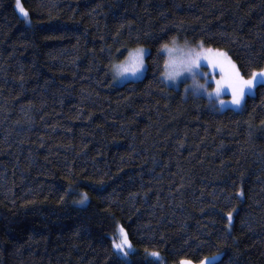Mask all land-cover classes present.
Wrapping results in <instances>:
<instances>
[{
  "label": "trees",
  "instance_id": "16d2710c",
  "mask_svg": "<svg viewBox=\"0 0 264 264\" xmlns=\"http://www.w3.org/2000/svg\"><path fill=\"white\" fill-rule=\"evenodd\" d=\"M14 1L0 0V264H264V86L216 110L166 83L162 50L224 51L249 78L264 0H21L28 20ZM137 46L145 73L115 84Z\"/></svg>",
  "mask_w": 264,
  "mask_h": 264
},
{
  "label": "snow or ice",
  "instance_id": "6c2138e0",
  "mask_svg": "<svg viewBox=\"0 0 264 264\" xmlns=\"http://www.w3.org/2000/svg\"><path fill=\"white\" fill-rule=\"evenodd\" d=\"M16 8L18 9L19 13L27 20L28 19V12L23 8L21 4V0H16ZM199 51L194 48H189L186 52L183 49L177 48H169L168 45H164L163 48L167 51L170 56L172 57L170 60L165 61V76L169 80L175 81L178 77H180L183 73L188 72L193 75H196V70H198L201 66V60H206L210 67L216 68L217 66L220 67L221 72L225 71V65H227L229 71L222 76L221 80L215 81L216 88L215 93L219 96L220 92L227 87L231 90L232 101L233 105L239 106L243 101L246 93L251 92L254 90L258 85L264 86V69H261L259 72L253 71L251 73L250 78L245 79L241 74L240 71L236 68V65L233 64L228 58L227 54L224 52H213L211 49H204L202 44L197 46ZM177 51L181 52L182 55L177 58L173 54ZM143 57H144V50L143 49H136L134 52L129 53V61L126 65L118 67L117 75L125 76V75H132L136 76L140 73L143 68ZM195 90H199L204 88L202 84H195ZM187 90V89H186ZM211 96V93H209ZM224 102L221 101V104ZM87 200V195L84 194L80 203L83 204ZM227 219L229 224L232 221V213L229 212L227 214ZM120 233L122 239L120 243L114 242V248L118 250V252H123L124 255H127V252L124 251L125 247H131L128 240L126 233H124L123 229H120ZM153 256H157V253H152ZM216 258L213 257L212 259H206V261L202 262V264H215ZM181 264H190V261H182Z\"/></svg>",
  "mask_w": 264,
  "mask_h": 264
},
{
  "label": "rangeland",
  "instance_id": "374dc122",
  "mask_svg": "<svg viewBox=\"0 0 264 264\" xmlns=\"http://www.w3.org/2000/svg\"><path fill=\"white\" fill-rule=\"evenodd\" d=\"M14 5H15V8H16V0L14 1ZM16 11L19 14V16H21L24 20H26L19 13V11H18L17 8H16ZM168 47L169 48L183 49L185 52L189 48H194L197 51H199V48L198 47H195V46L192 47V46H189L187 44H184V43L181 44V43L176 42V41H174L173 43H170L168 45ZM136 49H143L144 50L143 68L140 71V73L138 75H136V76L125 75V76H122L121 77V76L117 75L118 67L123 66V65H126L128 63V61H129V53L130 52H134ZM204 49H210V48H204ZM162 50L166 54L167 60H170L172 58L170 56V54L167 51H165L164 48H162ZM211 50L213 52H216V51L224 52V51H220V50H217V49H215V50L214 49H211ZM147 51H148V49L145 46H137V47L130 48L127 51V54H126V56L124 58H122L120 60H116V62L113 63V65H112V67H113L112 68V76L114 78L115 84H117V83L120 84V83H123V82H127L128 80H139V78H141L143 76V74L145 73V70H146L145 58H146V55H147L146 54ZM224 53L227 54L228 58H230L231 62L233 64H235L236 65V68L239 70L236 62L231 58V56L227 52H224ZM173 55L175 57L179 58L182 55V53L179 52V51H177ZM227 71H229L227 65H225V71L222 73L219 66H217L216 68H212V67L209 66V64H208V62L206 60H203L202 59L201 60V66H200V68L198 70H196V75L194 77H193V75L191 73L185 72L180 77H178L175 81L169 80L165 76L166 69L164 71V76H165V81H166V83L169 86H174L176 88L182 87V90H183V93L184 94H188L189 93V94H194V95L197 94V95L204 96L210 102L211 106L214 107L216 110H225V109H229V108H233V109L238 110L242 106V103H243L245 97L247 95H249L251 92H253V90L251 92L246 93L243 101L241 102V104L239 106L233 105L231 103V101H232L231 90L228 89L227 87H225L220 92L219 96H217L216 93H215V88H216L215 81L221 80L222 79V76H224L227 73ZM240 74H241V72H240ZM245 79H248V78H245ZM194 82H195V84H202V85H204V88L199 89L198 91L195 90V88H194ZM209 93H211V96L209 95ZM221 101H223L224 103L221 104ZM120 229H123L124 233H126L127 240L129 242L127 232H125L124 228L121 225H119L118 228H117V230H116L117 233H116L115 237L112 238L113 239V244H114V242L115 243H120V241L122 239V236H121V233H120ZM129 244L131 246V243H129ZM124 251L127 252V255H124L123 252H119V254H121L123 258H126L127 260H131L130 253L133 251L132 246L130 248L129 247H125ZM152 253H156V252H152ZM157 254L158 255L157 256H154V257H156V258L160 257V254L159 253H157ZM213 257H215L216 260H217L220 257V255L219 254H216V255H213V256H210V257H206V258H204L200 262H193V261H190L188 259H182L177 264H181L182 261H190V264H202V262L206 261V259H209L210 260Z\"/></svg>",
  "mask_w": 264,
  "mask_h": 264
}]
</instances>
